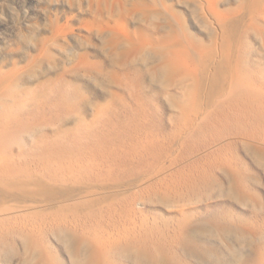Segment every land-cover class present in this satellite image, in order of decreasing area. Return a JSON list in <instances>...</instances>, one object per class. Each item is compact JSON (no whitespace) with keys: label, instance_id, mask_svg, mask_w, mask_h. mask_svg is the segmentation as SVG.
<instances>
[{"label":"bare ground","instance_id":"6f19581e","mask_svg":"<svg viewBox=\"0 0 264 264\" xmlns=\"http://www.w3.org/2000/svg\"><path fill=\"white\" fill-rule=\"evenodd\" d=\"M187 1L206 39L167 0H79L90 15L81 42L98 56L85 49L28 86L74 33V17L56 18L27 64L0 68V264H65L62 251L79 264H192L176 260V247L198 254L208 245L198 239L214 232L260 239L245 263L264 264L259 213L245 220L210 205L198 218L224 198L263 202L264 0L225 9L222 0ZM83 79L112 85L91 119L77 111L84 96L74 82ZM60 113L77 115L74 125L42 135V152L15 153L16 135L63 126Z\"/></svg>","mask_w":264,"mask_h":264},{"label":"rangeland","instance_id":"374dc122","mask_svg":"<svg viewBox=\"0 0 264 264\" xmlns=\"http://www.w3.org/2000/svg\"><path fill=\"white\" fill-rule=\"evenodd\" d=\"M173 4L177 11L185 14L189 22V30L199 38H207V31H205L196 21L192 10L186 6L187 0H167ZM236 0H222L221 8L225 9ZM67 17H74L72 24L74 25V33L70 37L69 43H65V48L58 52V61L55 66L45 64L41 68L36 69L35 73L26 76V83L28 86H34L39 79H47L56 76L58 71H61L65 65H69L74 55H77L83 50H88L93 56H98L99 52L93 47L83 44L80 34H85L79 29L80 20L89 18L90 15L81 9L79 0H72L70 4L67 0H0V68L8 70L16 63L24 66L30 58L36 54L39 49V39L43 36L50 34L51 20L59 18L61 21H66ZM99 43L98 40H94ZM93 59V58H92ZM94 60V59H93ZM264 64V63H263ZM264 67V65H263ZM150 81V80H149ZM78 87L82 96H84V103L78 105V113L88 119L92 117V103H104L109 94L108 90L112 85L107 82H89L85 79L74 82ZM152 89L161 91V87L157 83L149 82ZM114 89V88H113ZM121 94L128 96L124 90H120ZM88 99V100H87ZM127 100H130L128 98ZM80 103V100H78ZM163 115L166 118L165 123L169 127V109L168 103L162 99ZM59 119L63 120V126L45 127L40 130L24 131L19 138L16 135L15 139V153L22 149L27 155H32L37 151L42 152L41 149V136L44 134H56L61 127L67 129L74 125L77 115L58 114ZM244 158L249 164L252 175L261 174L262 168L257 165L255 158H250L245 153H242ZM263 202L261 204L249 203L247 207H241L232 199H221L214 201V203L204 204L201 207V214L198 218H203L208 213V208L211 205L212 212L233 211L238 217L245 220H252L255 213L264 218V189L261 190ZM213 195H220L219 190H214ZM210 206V207H211ZM161 218L169 216L168 211L164 206H157L156 209ZM211 212V213H212ZM165 215V216H163ZM207 237V239H198L199 242H207L206 248L199 250L200 254L205 261L202 262L196 257L198 254L193 251L191 246H187L185 250H180L176 247V260L183 262H191L192 264H248L246 261H252L255 254H257V246L261 245L260 239H240L237 240L236 236L220 237L215 232ZM234 247V251L230 252V248ZM213 249L215 252H213ZM220 255L222 257H218ZM61 258L65 264H79L73 257L69 256L66 252H61ZM216 258H221L220 261H215ZM17 264V261H13ZM130 264H135L130 262Z\"/></svg>","mask_w":264,"mask_h":264}]
</instances>
